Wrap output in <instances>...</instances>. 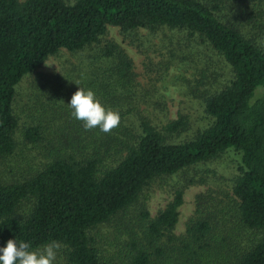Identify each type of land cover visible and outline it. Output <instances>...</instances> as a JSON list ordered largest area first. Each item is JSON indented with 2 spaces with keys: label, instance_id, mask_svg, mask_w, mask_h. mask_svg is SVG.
I'll use <instances>...</instances> for the list:
<instances>
[{
  "label": "trees",
  "instance_id": "1",
  "mask_svg": "<svg viewBox=\"0 0 264 264\" xmlns=\"http://www.w3.org/2000/svg\"><path fill=\"white\" fill-rule=\"evenodd\" d=\"M111 27L176 31L228 66L212 90L196 81L206 127L178 139L186 114L151 120ZM62 49L90 52L66 77L43 78L27 105L22 136L52 154L0 179V247L59 241L68 264H264V0H0V161L17 147L18 84ZM80 87L119 112V127L85 131L68 106ZM226 152L236 156L231 190L198 194L183 234L174 230L184 186L150 214L149 184Z\"/></svg>",
  "mask_w": 264,
  "mask_h": 264
},
{
  "label": "rangeland",
  "instance_id": "2",
  "mask_svg": "<svg viewBox=\"0 0 264 264\" xmlns=\"http://www.w3.org/2000/svg\"><path fill=\"white\" fill-rule=\"evenodd\" d=\"M107 36L123 47L133 60L137 89L143 95L139 107L146 111L155 124H164L175 118L177 113L186 114L188 129L178 139L190 137L206 127L209 118L194 94L196 81L201 85L205 83L203 88H215V84L223 80L228 70L224 62H217L216 58L201 53L202 46L194 39L168 29H141L124 33L111 27ZM89 52L73 53L62 49L20 81L14 103V111L19 118V128L14 134L17 147L12 155L0 161V179H20L23 174L39 168L52 154L51 145L46 141L42 144L46 145L43 149L41 142L35 146L22 136L23 127L31 121L27 105L43 78L52 74L66 77L73 67L82 66ZM235 174L236 156L226 152L178 174L153 181L143 191L141 199L154 216L172 198L174 189L184 186L183 204L179 208V220L174 230L177 235H181L194 215L197 195L203 193L221 197L231 190ZM22 207L25 208V205ZM107 229L108 226L103 228L104 235ZM55 264H68L63 247L58 252Z\"/></svg>",
  "mask_w": 264,
  "mask_h": 264
},
{
  "label": "clouds",
  "instance_id": "3",
  "mask_svg": "<svg viewBox=\"0 0 264 264\" xmlns=\"http://www.w3.org/2000/svg\"><path fill=\"white\" fill-rule=\"evenodd\" d=\"M260 43L257 41V44ZM68 106L72 109L73 118L82 122L85 131L99 129L104 134H110L121 123L119 112L106 109L91 89L80 87ZM62 247L64 245L59 241H51L33 250L29 243H17L16 240L9 239L6 247H0V264H55Z\"/></svg>",
  "mask_w": 264,
  "mask_h": 264
}]
</instances>
